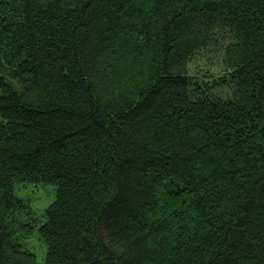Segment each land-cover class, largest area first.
<instances>
[{"label":"trees","instance_id":"obj_1","mask_svg":"<svg viewBox=\"0 0 264 264\" xmlns=\"http://www.w3.org/2000/svg\"><path fill=\"white\" fill-rule=\"evenodd\" d=\"M19 184L46 264H264V0H0V264Z\"/></svg>","mask_w":264,"mask_h":264},{"label":"rangeland","instance_id":"obj_2","mask_svg":"<svg viewBox=\"0 0 264 264\" xmlns=\"http://www.w3.org/2000/svg\"><path fill=\"white\" fill-rule=\"evenodd\" d=\"M213 53V54H212ZM203 54L190 65L191 76L200 84L208 83L214 96L228 101L234 89L231 83H222L224 77L219 53ZM218 80L217 84L214 81ZM16 195L25 203V209L11 216L15 239L37 256V264H46L48 247L41 240L39 227L46 221V211L56 200V187L41 184H19Z\"/></svg>","mask_w":264,"mask_h":264}]
</instances>
